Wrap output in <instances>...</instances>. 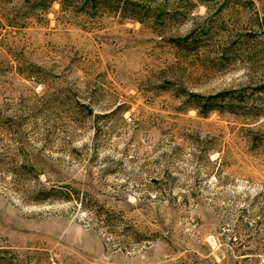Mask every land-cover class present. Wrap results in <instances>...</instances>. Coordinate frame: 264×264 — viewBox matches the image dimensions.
Wrapping results in <instances>:
<instances>
[{
  "label": "rangeland",
  "instance_id": "obj_1",
  "mask_svg": "<svg viewBox=\"0 0 264 264\" xmlns=\"http://www.w3.org/2000/svg\"><path fill=\"white\" fill-rule=\"evenodd\" d=\"M0 264H264V0H0Z\"/></svg>",
  "mask_w": 264,
  "mask_h": 264
},
{
  "label": "trees",
  "instance_id": "obj_2",
  "mask_svg": "<svg viewBox=\"0 0 264 264\" xmlns=\"http://www.w3.org/2000/svg\"><path fill=\"white\" fill-rule=\"evenodd\" d=\"M194 97H196V96H194ZM219 96H213V97H210V98H206L205 99V102L207 103H205L206 105L204 106L205 107V109H213V104H210L209 106H207L208 105V103H210L211 101H212V103L218 98ZM207 100V101H206ZM207 107H209V108H207ZM211 107V108H210Z\"/></svg>",
  "mask_w": 264,
  "mask_h": 264
}]
</instances>
